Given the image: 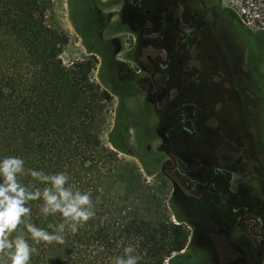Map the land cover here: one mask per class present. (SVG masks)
Masks as SVG:
<instances>
[{"label":"trees","instance_id":"1","mask_svg":"<svg viewBox=\"0 0 264 264\" xmlns=\"http://www.w3.org/2000/svg\"><path fill=\"white\" fill-rule=\"evenodd\" d=\"M238 1L239 19L264 34V0ZM49 5L50 0H0V157L20 156L25 168L48 174L66 172L70 183L90 191L95 215L75 234L66 231L63 244H36L29 264H113L127 245L134 247L138 264H181L199 245L189 247L190 231L166 196L167 180L145 183L139 168L120 158L119 152H127L133 119L125 108L110 134L114 148L105 145L102 131L113 94L91 77L95 57L64 64L61 54L69 36L48 23ZM252 35L256 45L258 36ZM19 179L44 187L28 175ZM41 203L28 202L30 222L52 231L48 225L62 217H45ZM17 231L32 243L23 223ZM219 235L246 240L241 230ZM199 248L202 256L205 248ZM7 259L0 252V262Z\"/></svg>","mask_w":264,"mask_h":264},{"label":"flooded vegetation","instance_id":"2","mask_svg":"<svg viewBox=\"0 0 264 264\" xmlns=\"http://www.w3.org/2000/svg\"><path fill=\"white\" fill-rule=\"evenodd\" d=\"M124 5L128 36L125 41L114 36L115 55L126 51L125 58L116 60L122 84L131 96L136 87L140 118H157L166 141L158 146L167 157L162 172L173 185V204L191 228L189 247L199 245L201 226L189 206L208 204L219 222L214 224L217 231L231 237L241 230L246 240L224 241L229 261L217 263L205 249L201 259L212 264H264V145L248 123V103L239 104L228 94V89L243 85L244 72L263 88L257 40L255 45L251 32H237L222 0H124ZM179 57L186 71L193 65L190 57L198 62L194 89L187 78L173 75ZM204 88L216 93L214 109L232 107L230 116L214 113L206 129L213 140L207 151L187 144L197 136L193 121L203 129L207 123Z\"/></svg>","mask_w":264,"mask_h":264},{"label":"rangeland","instance_id":"3","mask_svg":"<svg viewBox=\"0 0 264 264\" xmlns=\"http://www.w3.org/2000/svg\"><path fill=\"white\" fill-rule=\"evenodd\" d=\"M239 5L240 2L238 0H222L226 15L234 19L237 32L257 34L258 55L263 61L262 79L264 80V34L251 21L239 19ZM127 9L125 8L124 0H50L47 10V21L52 25L63 28L69 36V43L61 54L64 64L70 65L85 58L95 57L97 61L91 72V77L113 94L112 104L107 113V122L102 131V139L105 145L114 148L110 141V134L117 118L123 113L125 108L131 113L133 119L126 145L127 152H119L120 158L135 164L139 168L145 183H153L165 178L168 182L166 196L171 198L172 202H175L172 196L173 185L162 172V164L166 162L167 157L158 146L164 147L166 141L156 126L157 118L150 114L140 118L136 114L140 106V100L135 94L137 89L136 87L132 88L133 96L127 93L122 84L123 73L119 70L116 61L120 57L125 58L126 51L123 50L116 55L114 53V48L117 46L114 36L121 37L123 41H125L124 37L128 36L124 27L129 26L123 20L124 15L127 14L125 13ZM180 58L174 61L173 75L175 78L184 76L190 83V87L194 89L198 80V62L194 57H190V65H193L186 71ZM241 76L242 81H244L243 85L235 88L236 90L233 88L228 89V94L232 98L237 97L236 100L239 104L241 102L248 103L246 108L248 123L264 145V84L263 88H261L252 83L251 77L245 72ZM237 93L238 95H236ZM192 95L193 93L190 91V96ZM215 95L214 90L203 89L202 101L205 107L207 123H205L204 132L203 125L200 122L193 121L191 128L198 132L196 137L187 142L188 146L192 148L194 146H204L207 151L209 146L212 147L213 140L206 129L209 128L214 113L217 112L221 116L231 115L232 107L224 108L222 106L214 109L212 102L216 97ZM189 208L201 220L199 247L204 246L206 251L213 254V258L217 263L224 262V260L229 261V253L225 245L226 241L222 239L219 231L216 230L217 228L211 222L212 215L209 205H190ZM188 229L191 231V228L188 227ZM199 247L186 254V260L182 259L181 264H194V260H197L198 264H200L201 252ZM185 251L188 252L190 249L183 250V252Z\"/></svg>","mask_w":264,"mask_h":264},{"label":"clouds","instance_id":"4","mask_svg":"<svg viewBox=\"0 0 264 264\" xmlns=\"http://www.w3.org/2000/svg\"><path fill=\"white\" fill-rule=\"evenodd\" d=\"M24 175L44 187L22 183L19 177ZM37 200L42 201L38 207L45 217L57 213L62 217L61 222L48 225L52 231L30 222L32 210L28 202ZM94 215L90 191H82L70 183L66 172L48 174L25 168V160L20 156L0 157V252L8 258L0 264H29L31 256L38 252L36 244H63L66 231L75 234ZM21 223L30 234L31 244L22 232L17 231ZM14 231L16 235L12 236ZM134 251L132 245L125 246L123 255L114 257L113 264H138L139 257L133 254Z\"/></svg>","mask_w":264,"mask_h":264}]
</instances>
